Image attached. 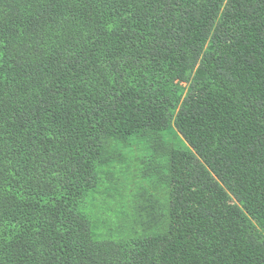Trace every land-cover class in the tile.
<instances>
[{
    "label": "trees",
    "instance_id": "16d2710c",
    "mask_svg": "<svg viewBox=\"0 0 264 264\" xmlns=\"http://www.w3.org/2000/svg\"><path fill=\"white\" fill-rule=\"evenodd\" d=\"M0 264H264V0H0Z\"/></svg>",
    "mask_w": 264,
    "mask_h": 264
}]
</instances>
